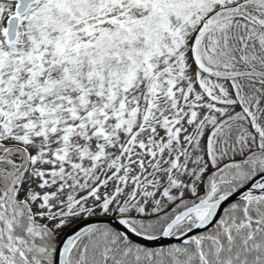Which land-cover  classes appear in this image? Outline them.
Returning <instances> with one entry per match:
<instances>
[{"label":"snow or ice","instance_id":"6c2138e0","mask_svg":"<svg viewBox=\"0 0 264 264\" xmlns=\"http://www.w3.org/2000/svg\"><path fill=\"white\" fill-rule=\"evenodd\" d=\"M0 264H264V0H0Z\"/></svg>","mask_w":264,"mask_h":264}]
</instances>
